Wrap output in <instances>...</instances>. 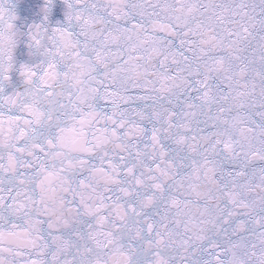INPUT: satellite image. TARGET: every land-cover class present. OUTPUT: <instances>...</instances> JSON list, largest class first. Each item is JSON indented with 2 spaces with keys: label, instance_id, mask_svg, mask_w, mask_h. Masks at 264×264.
<instances>
[{
  "label": "snow or ice",
  "instance_id": "obj_1",
  "mask_svg": "<svg viewBox=\"0 0 264 264\" xmlns=\"http://www.w3.org/2000/svg\"><path fill=\"white\" fill-rule=\"evenodd\" d=\"M0 0V264H264V0Z\"/></svg>",
  "mask_w": 264,
  "mask_h": 264
},
{
  "label": "water",
  "instance_id": "obj_2",
  "mask_svg": "<svg viewBox=\"0 0 264 264\" xmlns=\"http://www.w3.org/2000/svg\"><path fill=\"white\" fill-rule=\"evenodd\" d=\"M17 4V14L20 17L18 23L23 27L27 23H31L36 11V5L40 0H13Z\"/></svg>",
  "mask_w": 264,
  "mask_h": 264
}]
</instances>
